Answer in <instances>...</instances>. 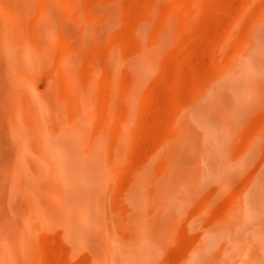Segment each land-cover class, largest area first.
Masks as SVG:
<instances>
[{
    "label": "bare ground",
    "instance_id": "obj_1",
    "mask_svg": "<svg viewBox=\"0 0 264 264\" xmlns=\"http://www.w3.org/2000/svg\"><path fill=\"white\" fill-rule=\"evenodd\" d=\"M38 17L50 19L45 12ZM37 24L48 30L46 38L58 31ZM33 52L27 44L25 54ZM24 69L16 72L7 106L3 135L11 144L2 146H12L10 154L0 151L7 156L0 157V264H39L47 232L88 264H264V129L254 125V136L243 135L264 112V31L194 97L159 171L154 148L120 169L135 107L117 128L108 127L95 108L94 89L66 92L53 74L40 91ZM123 94L132 104L136 95ZM223 198L230 202L218 214L213 204ZM177 231L190 242L170 262Z\"/></svg>",
    "mask_w": 264,
    "mask_h": 264
},
{
    "label": "rangeland",
    "instance_id": "obj_2",
    "mask_svg": "<svg viewBox=\"0 0 264 264\" xmlns=\"http://www.w3.org/2000/svg\"><path fill=\"white\" fill-rule=\"evenodd\" d=\"M40 12L50 19L41 21ZM37 22L53 24L58 31L46 38L48 30ZM60 30L64 35L58 34ZM261 31L264 0H0V147L8 138L6 119L11 111L7 106L18 85L16 75L27 68L31 70L28 80L40 91L53 74L66 92L80 86L94 89L95 108L108 127L117 128L125 122L128 107H135L134 128L120 169L134 166L137 159L143 161L147 148L150 153L158 148L151 155L159 171L173 154V144L183 132L184 113L194 97L224 75V69L245 53ZM27 44L34 48L30 55L25 54ZM11 46L20 52L10 54ZM116 60L119 67L114 68ZM130 92L136 95L132 104L123 94ZM260 115L246 125L245 137L264 129V112ZM1 148L9 156L10 150ZM1 155L5 160L7 156ZM223 199L213 204L217 212L224 210L225 201L230 202ZM185 234L177 231L172 236L168 261H176L185 250L190 242ZM43 236L39 264H88L86 257L70 255L53 232Z\"/></svg>",
    "mask_w": 264,
    "mask_h": 264
}]
</instances>
